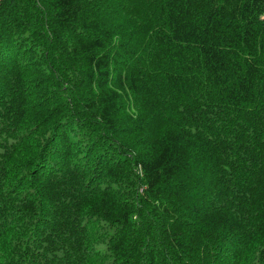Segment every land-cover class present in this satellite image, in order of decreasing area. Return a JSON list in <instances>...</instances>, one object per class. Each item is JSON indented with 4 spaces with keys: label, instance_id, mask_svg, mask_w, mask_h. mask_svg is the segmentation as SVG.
<instances>
[{
    "label": "trees",
    "instance_id": "trees-1",
    "mask_svg": "<svg viewBox=\"0 0 264 264\" xmlns=\"http://www.w3.org/2000/svg\"><path fill=\"white\" fill-rule=\"evenodd\" d=\"M0 264H264V0H0Z\"/></svg>",
    "mask_w": 264,
    "mask_h": 264
}]
</instances>
